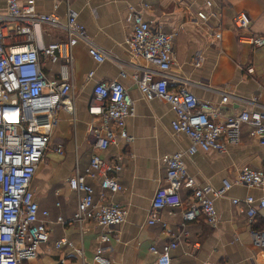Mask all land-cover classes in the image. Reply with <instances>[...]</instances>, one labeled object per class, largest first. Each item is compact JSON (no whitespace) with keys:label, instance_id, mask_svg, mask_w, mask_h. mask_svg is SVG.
<instances>
[{"label":"crops","instance_id":"crops-1","mask_svg":"<svg viewBox=\"0 0 264 264\" xmlns=\"http://www.w3.org/2000/svg\"><path fill=\"white\" fill-rule=\"evenodd\" d=\"M33 4L36 11H53L61 18L67 7L73 9L87 37L106 56L97 62L88 54L84 42L73 44V113L62 108L57 110L48 148L30 183L39 216L41 209L48 211L45 217L48 238L39 245L32 264H95L92 255L99 244L101 228L91 219L81 224L72 220L77 196L68 187L66 178L75 169L83 172L92 151L90 126L95 118L89 114L88 105L93 98V86L112 79L124 84L134 106V114L125 118V128L132 139L119 140L103 152L104 157L118 158L122 163L117 174L121 190L110 194L98 180L86 177L93 186L94 201L100 200L102 191L104 199L125 209L123 221L112 230L117 239L111 237L103 244L109 264H148L154 258L148 246H161L183 227L186 234L170 251L171 260L176 264H260L263 252L253 244L249 230L258 227L262 220L247 221L243 198L247 194L264 197V187L232 185L214 200L219 217L213 226L202 217L183 226L178 207L162 208L159 221L146 223L153 192L166 183V167L161 156L186 148L189 139L183 133L173 132L170 121L174 112L165 100L157 96L147 100L140 93L133 78L132 63L144 64V60L129 56L125 40L131 33L132 12H141L152 26L163 31L176 30L170 73L185 80V87L200 101L217 107L218 119L243 108L251 113L264 111V46L255 47L239 40L238 30L232 23L233 14L244 10L249 17L246 33L264 35V0H210L209 7L205 0H33ZM199 9L209 12L207 19L196 16ZM4 11L5 0H0V13ZM217 29L220 38L211 35ZM64 35L62 28L47 25L36 31L39 44L58 41ZM197 56L199 64H194ZM56 68V65L50 66L49 75ZM90 70L92 74L88 76ZM178 82L172 81L169 85L177 87ZM222 90L229 95L220 103ZM248 130V124L243 123L237 139L225 151L186 155L185 166L195 182L219 187L221 180L231 179L240 166L264 169V145L251 138ZM55 145L61 146L60 152L54 150ZM232 198H238L239 202L233 203ZM57 216L65 221H56ZM61 236L82 246L83 257L66 245L56 248L54 242Z\"/></svg>","mask_w":264,"mask_h":264},{"label":"built area","instance_id":"built-area-1","mask_svg":"<svg viewBox=\"0 0 264 264\" xmlns=\"http://www.w3.org/2000/svg\"><path fill=\"white\" fill-rule=\"evenodd\" d=\"M205 5L209 7L210 0H205ZM196 16L205 20L209 12L199 9ZM131 17L126 50L132 59L144 60V64L132 63L137 88L147 100L155 96L165 100L174 112L170 121L173 132L183 133L189 139L186 148L161 156L166 167V183L154 190L146 223L159 221L162 208L178 207L183 226L198 217L213 226L219 217L215 198L234 184L264 187V169L240 166L231 179L223 178L221 185L214 187L209 183H196L187 172L184 157L195 152L225 151L227 145L237 139L243 123L248 124L250 137L264 145V111L251 113L243 108L218 119L217 107L200 101L185 87V80L170 73L176 30L163 31L152 26L139 11H133ZM232 23L238 30L239 40L255 47L264 46L263 34L246 33L249 24L246 11L235 12ZM42 25L62 28L65 35L58 41L39 44L36 31ZM220 34L219 29L211 31L215 38H220ZM76 41L86 44L88 54L95 61L104 60L105 52L87 37L84 25L76 20V12L70 7L61 18L53 11H36L33 0H5V11L0 13V264H32L39 245L48 238L45 218L48 211L41 209L39 216L30 183L48 148L57 110L62 108L73 113L71 69L72 47ZM199 61L197 56L194 64ZM53 65L57 66L56 71L49 75ZM91 74L92 70L88 76ZM172 81H179V85L170 87ZM92 90L93 98L88 105L89 114L95 118L90 126L92 151L83 172L75 169L66 182L77 196L72 220L81 224L91 219L101 228L92 261L109 264L103 244L111 237L117 239L112 230L123 221L125 209L104 199L102 191L100 200L94 201L93 186L86 177L98 180L110 194L121 190L117 174L122 163L118 158L104 157L103 152L119 140L132 139L125 128V118L134 114V106L127 88L118 79L96 82ZM220 92L219 102L222 103L229 94L226 90ZM54 150L60 152L61 146L55 145ZM232 202L237 204L239 199L232 198ZM243 203L249 223L262 220L260 226L250 228L249 234L264 256V197L247 194ZM56 221L65 220L57 216ZM161 224L165 225L162 221ZM186 232L183 227L161 246L150 244L148 249L154 258L148 264H176L171 260L170 251L180 244ZM63 245L83 257L82 246L67 237L61 236L54 242L56 248ZM260 264H264V259Z\"/></svg>","mask_w":264,"mask_h":264},{"label":"rangeland","instance_id":"rangeland-1","mask_svg":"<svg viewBox=\"0 0 264 264\" xmlns=\"http://www.w3.org/2000/svg\"><path fill=\"white\" fill-rule=\"evenodd\" d=\"M49 143V142H48ZM42 162V161H41Z\"/></svg>","mask_w":264,"mask_h":264},{"label":"trees","instance_id":"trees-1","mask_svg":"<svg viewBox=\"0 0 264 264\" xmlns=\"http://www.w3.org/2000/svg\"><path fill=\"white\" fill-rule=\"evenodd\" d=\"M260 226V225H259Z\"/></svg>","mask_w":264,"mask_h":264}]
</instances>
